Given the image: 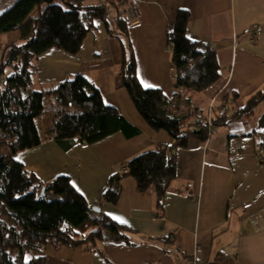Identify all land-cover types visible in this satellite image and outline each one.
Instances as JSON below:
<instances>
[{
    "label": "crops",
    "instance_id": "obj_1",
    "mask_svg": "<svg viewBox=\"0 0 264 264\" xmlns=\"http://www.w3.org/2000/svg\"><path fill=\"white\" fill-rule=\"evenodd\" d=\"M133 1L140 22L129 25V37L144 87L162 89L169 98L175 94L167 38L179 10L190 14V37L210 43L217 54L223 76L191 96L186 109L198 112L190 127L212 108L211 116L229 117L264 89V0ZM95 26L77 55L54 48L51 32L35 42L32 89L83 75L140 134L127 138L118 132L92 145L77 142L69 150L45 137L14 158L44 183L68 176L90 205L131 231L128 242L105 240L98 243L99 251L48 246L45 264H264V128L258 123L264 104L251 120H228L206 142L190 138L188 148L175 152L178 177L162 207L154 188L142 193L131 177L124 178L116 205L100 202L126 161L172 140L143 120L123 86L121 42L103 22Z\"/></svg>",
    "mask_w": 264,
    "mask_h": 264
},
{
    "label": "trees",
    "instance_id": "obj_2",
    "mask_svg": "<svg viewBox=\"0 0 264 264\" xmlns=\"http://www.w3.org/2000/svg\"><path fill=\"white\" fill-rule=\"evenodd\" d=\"M12 1L0 14V35L18 31L24 43L7 45L0 60V264H45L48 246L99 251L98 243L105 240L128 242L131 231L93 210L68 176L44 183L14 158L39 146L45 137L69 150L77 142L92 145L118 132L127 138L140 134V129L104 102L100 90L83 75L42 90L32 89L37 57L31 46L43 34H54V48L77 55L95 31V22H103L107 33L121 42L120 75L137 111L153 130L166 132L172 140L170 145L160 144L126 161L111 176L100 202L116 205L124 178L131 177L142 193L154 188L162 207L178 177L175 152L188 148L190 138L206 142L213 129L228 120H251L264 104L263 89L229 117L214 115L208 122V115L194 128L189 126L198 112L186 109L192 105L191 96L213 87L223 75L213 46L188 34V11L177 12L168 33L176 89L169 98L162 89L144 87L138 78L125 0ZM36 8L38 15L32 17ZM42 116L48 118L44 135L37 121ZM258 123L264 128V113ZM3 149L9 154H3Z\"/></svg>",
    "mask_w": 264,
    "mask_h": 264
},
{
    "label": "rangeland",
    "instance_id": "obj_3",
    "mask_svg": "<svg viewBox=\"0 0 264 264\" xmlns=\"http://www.w3.org/2000/svg\"><path fill=\"white\" fill-rule=\"evenodd\" d=\"M12 5H13L12 0H0V14L3 13L7 8H9ZM44 7H45V5H42V8H44ZM38 12H39V9L36 8L32 13V17H36L38 15ZM23 43L24 42L21 40V36H20V33L18 31H14V32L7 33V34H1L0 35V60L2 57V52L6 48L7 45H9V44L22 45ZM31 49H32V47H31ZM5 105H6V114H9L10 113V105H9L7 93H5ZM37 121H38V124L40 127L41 134L44 135L45 131L47 129L46 122H48V118L46 116H42ZM200 121H202V120H200ZM208 122H209V120H208ZM2 152H3V154H6V155L9 154V151L7 149H3Z\"/></svg>",
    "mask_w": 264,
    "mask_h": 264
},
{
    "label": "built area",
    "instance_id": "obj_4",
    "mask_svg": "<svg viewBox=\"0 0 264 264\" xmlns=\"http://www.w3.org/2000/svg\"><path fill=\"white\" fill-rule=\"evenodd\" d=\"M127 2L126 6V14L129 20L130 25H134L140 22V14H139V8L135 1L133 0H125ZM210 109V113H211ZM209 113L208 120L211 121V114Z\"/></svg>",
    "mask_w": 264,
    "mask_h": 264
},
{
    "label": "water",
    "instance_id": "obj_5",
    "mask_svg": "<svg viewBox=\"0 0 264 264\" xmlns=\"http://www.w3.org/2000/svg\"><path fill=\"white\" fill-rule=\"evenodd\" d=\"M93 210L99 211V208L98 207H93Z\"/></svg>",
    "mask_w": 264,
    "mask_h": 264
}]
</instances>
